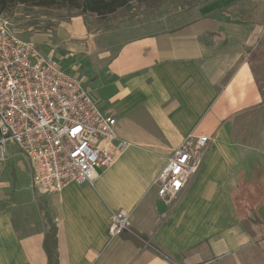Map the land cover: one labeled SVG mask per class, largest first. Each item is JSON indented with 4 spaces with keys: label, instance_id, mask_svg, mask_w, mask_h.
I'll list each match as a JSON object with an SVG mask.
<instances>
[{
    "label": "crops",
    "instance_id": "1",
    "mask_svg": "<svg viewBox=\"0 0 264 264\" xmlns=\"http://www.w3.org/2000/svg\"><path fill=\"white\" fill-rule=\"evenodd\" d=\"M227 1L166 15L111 57L81 37L88 64L70 70L128 147L116 153L117 142L102 141L114 164L93 185L41 195L28 161L8 145L0 153V264H47L46 216L57 228L58 264H264V230L240 219L234 204L239 197L257 207L264 226V135L255 124L264 117V85L254 70L264 50V0ZM70 32L59 25L55 36L67 42ZM51 36L30 39L41 50L38 40ZM246 132L262 135L238 136ZM188 135L212 144L166 207L152 183ZM118 211L129 215L130 231L110 239Z\"/></svg>",
    "mask_w": 264,
    "mask_h": 264
},
{
    "label": "built area",
    "instance_id": "2",
    "mask_svg": "<svg viewBox=\"0 0 264 264\" xmlns=\"http://www.w3.org/2000/svg\"><path fill=\"white\" fill-rule=\"evenodd\" d=\"M116 120L100 111L82 81L59 68L31 40L21 38L0 15V153L12 146L28 161L33 187L56 195L69 184L93 185L114 159L102 141L126 142L115 134ZM212 140L188 135L154 179L158 199L172 207L199 172ZM129 215L112 214L108 236L130 231Z\"/></svg>",
    "mask_w": 264,
    "mask_h": 264
},
{
    "label": "rangeland",
    "instance_id": "3",
    "mask_svg": "<svg viewBox=\"0 0 264 264\" xmlns=\"http://www.w3.org/2000/svg\"><path fill=\"white\" fill-rule=\"evenodd\" d=\"M227 3H229V0L222 5L226 6ZM179 5L182 6V3L173 4L168 1L163 8L157 11L145 10L144 7L137 8L135 5L128 11L120 13L116 17L108 18L105 21H98L92 16L69 18L64 12L38 9L24 10L22 7L17 8L11 15H2V17L8 20L12 29L24 39L31 40L30 37L32 38L34 34L38 33L41 35H52L51 39L38 40L42 53L50 56L63 71H69V74L74 75V70H70L71 67L77 66V64L82 66H85V63L88 64L86 56L83 55L84 53L81 54L78 51L81 37L82 39L83 36L86 37L87 35L92 37V40L96 41L100 49L107 51L109 57H111L121 42L137 36L154 33V23L157 20L172 13H186L191 9L183 6L179 7ZM240 8L242 7L240 6ZM234 12H236V6L229 10L230 14H234ZM59 25L65 26L68 31H71L67 35V42L62 41L60 43L61 38L55 36ZM35 40L37 41V39ZM85 42H82L84 47L86 45ZM259 51L261 52L258 54V61L254 63V70L260 72L259 80L262 82L261 85H264V56H262L264 50L260 48ZM251 57L252 55L249 56L248 61L252 59ZM77 76L79 77V74ZM245 123L250 124L251 121H246ZM255 124L263 130L264 135V117L257 118ZM261 135L254 132L238 134V136L248 141L251 139L255 141Z\"/></svg>",
    "mask_w": 264,
    "mask_h": 264
},
{
    "label": "trees",
    "instance_id": "4",
    "mask_svg": "<svg viewBox=\"0 0 264 264\" xmlns=\"http://www.w3.org/2000/svg\"><path fill=\"white\" fill-rule=\"evenodd\" d=\"M168 1L173 4L181 2L183 7L192 9L210 0H0V15H11L17 8L22 7L24 10L64 12L69 18L92 16L98 21H105L128 11L135 5L137 8L144 7L145 10L157 11ZM234 204L240 219L264 230L256 215L257 207H247L239 197L234 198ZM46 221L48 229L43 240V250L47 264H58L57 228L47 216Z\"/></svg>",
    "mask_w": 264,
    "mask_h": 264
}]
</instances>
